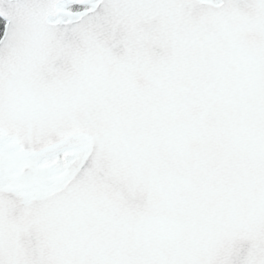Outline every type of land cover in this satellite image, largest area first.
Listing matches in <instances>:
<instances>
[{"label": "snow or ice", "instance_id": "6c2138e0", "mask_svg": "<svg viewBox=\"0 0 264 264\" xmlns=\"http://www.w3.org/2000/svg\"><path fill=\"white\" fill-rule=\"evenodd\" d=\"M0 264H264V0H0Z\"/></svg>", "mask_w": 264, "mask_h": 264}]
</instances>
